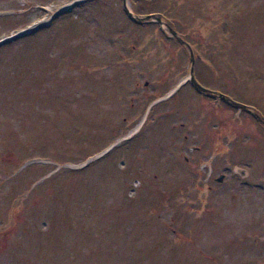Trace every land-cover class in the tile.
I'll list each match as a JSON object with an SVG mask.
<instances>
[{
	"label": "rangeland",
	"instance_id": "rangeland-1",
	"mask_svg": "<svg viewBox=\"0 0 264 264\" xmlns=\"http://www.w3.org/2000/svg\"><path fill=\"white\" fill-rule=\"evenodd\" d=\"M124 6L264 118V0H0L59 14L0 46V264H264L262 124Z\"/></svg>",
	"mask_w": 264,
	"mask_h": 264
},
{
	"label": "bare ground",
	"instance_id": "bare-ground-1",
	"mask_svg": "<svg viewBox=\"0 0 264 264\" xmlns=\"http://www.w3.org/2000/svg\"><path fill=\"white\" fill-rule=\"evenodd\" d=\"M124 10H125V6H124ZM125 12H126V14H127L132 20H134V19H136V17H138V16H135V15L132 14V13H131V15L128 14V12H127L126 10H125ZM147 15H149L148 17L151 18L150 14H147ZM147 15H145V17H146ZM153 16H154V15H153ZM142 17H144V15H143ZM159 18H160V17H159ZM159 18H158V19H159ZM161 18H162V17H161ZM161 18H160L159 20H158V19L156 20L155 18H151V19H148V20H155L157 23H159L160 27L163 26V27L169 32V34L172 36L173 39H177V41H178L180 44H183L185 47H187V48H188L189 56H190V52H192V54L195 55L194 52H193V50H192L191 45H190L188 42H186L181 36H179V34L177 33V31L175 30L176 28L173 29L171 26H169V25L166 24L164 21H162ZM148 20H144V21H148ZM43 21H44V20H41V21H38V22L34 23L33 26H32L30 29H29V28L25 29V31H24L23 33H17V34H15V35H13L14 37H13L12 41H14V40H18L19 38H24V37H26V36H30V35H32V34H35L37 31H39V29H41V28H45L46 26H48V25H46V22H45V23H42ZM134 21L137 22V23H141V22H142V21L138 22V21H136V20H134ZM158 21H159V22H158ZM38 24H43V25L38 26ZM170 30L175 31V32H176V36L173 35V34L171 33ZM7 39H8V38H5V40H7ZM5 43H6V42H2V43L0 42V46H2V45L5 44ZM184 83H185V82H182V83H180V84H184ZM178 89H179L178 87H174V89L172 90V92H171L170 94L176 92ZM170 94H169V95H170ZM242 108L245 109L246 111H249L247 108H244V107H242ZM136 128H138V127H136ZM136 128H135L133 131H135ZM133 131H131V132L127 135V137L130 136V135L132 134ZM192 151H194L193 148H192ZM98 155H100V154H98ZM235 166H237V167H241V168H243V169L245 170L244 167H242V166H238V165H234L233 168H234Z\"/></svg>",
	"mask_w": 264,
	"mask_h": 264
},
{
	"label": "flooded vegetation",
	"instance_id": "flooded-vegetation-1",
	"mask_svg": "<svg viewBox=\"0 0 264 264\" xmlns=\"http://www.w3.org/2000/svg\"><path fill=\"white\" fill-rule=\"evenodd\" d=\"M174 41H177V39H173ZM178 42V41H177ZM182 46H183V44H181ZM186 49L188 50V48L186 47ZM182 78H184V77H181L180 78V80H182ZM179 80V81H180ZM178 81V82H179ZM147 81L146 82H144V85L146 86L147 85ZM158 85V84H157ZM184 86H187V87H189V88H191V90L194 92L195 90H197L192 84H191V82L189 81V80H187V81H185V83L183 84ZM159 86H162V83L161 82H159ZM188 88V90H189V93H187L186 95H185V98H190L191 96L190 95H192L193 93L191 92V90ZM198 91H200V90H198ZM213 91H215V90H213ZM167 92V91H166ZM165 92V93H166ZM201 93H203V94H206V93H208V95H206L207 97H210V96H212V97H214V96H216L213 92H211V91H200ZM164 93V94H165ZM221 100H223V101H225L227 104H229L230 105V103H228L225 99H223V98H221ZM249 113H250V115L251 116H253L254 114H255V112H251V111H248ZM254 118L256 119V121L258 122V123H260V124H262V126H263V118L261 117V116H256V115H254ZM263 129H264V126H263ZM193 150H194V148H193ZM184 158V160H185V162H187V158L186 157H183Z\"/></svg>",
	"mask_w": 264,
	"mask_h": 264
},
{
	"label": "water",
	"instance_id": "water-1",
	"mask_svg": "<svg viewBox=\"0 0 264 264\" xmlns=\"http://www.w3.org/2000/svg\"><path fill=\"white\" fill-rule=\"evenodd\" d=\"M125 10L128 12V14L131 15V12H130L129 10H127L126 8H125ZM148 16H149V15H147L146 17H145V16H144V17H136V19H134V20L140 22V21H144V20L151 19V18H155L156 20L159 18V17H155V16H153V15H150L151 18H149ZM159 19H160V18H159ZM159 19H158V20H159ZM158 22H159V21H158ZM170 31H171V33H172L173 35L176 36V32H175V31H173V30H170ZM190 61H191V64L193 65L194 57H193L192 52H190ZM190 78H191V82H192L196 87L200 88L201 90H205V88H203L202 86L198 85V84L195 82V80H194V78H193V68H192V66H191V68H190ZM219 95L222 97L221 94H219ZM233 104H236V103L234 102ZM242 107H243V106H242ZM234 171L237 172L238 174H240L241 176L246 175V171H245L243 168H241V167H237V166H235V167H234Z\"/></svg>",
	"mask_w": 264,
	"mask_h": 264
}]
</instances>
